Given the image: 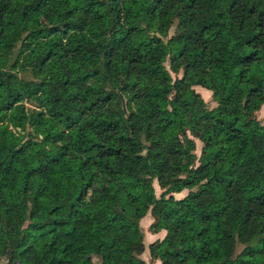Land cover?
Listing matches in <instances>:
<instances>
[{
  "label": "trees",
  "instance_id": "trees-1",
  "mask_svg": "<svg viewBox=\"0 0 264 264\" xmlns=\"http://www.w3.org/2000/svg\"><path fill=\"white\" fill-rule=\"evenodd\" d=\"M263 106L264 0H0V264H264Z\"/></svg>",
  "mask_w": 264,
  "mask_h": 264
},
{
  "label": "rangeland",
  "instance_id": "rangeland-1",
  "mask_svg": "<svg viewBox=\"0 0 264 264\" xmlns=\"http://www.w3.org/2000/svg\"><path fill=\"white\" fill-rule=\"evenodd\" d=\"M175 32V28H173L169 34V36H172ZM196 91L203 97V99L205 100V102H207L210 106V108H213L215 106V104L213 103L212 100V93L202 89V88H196ZM258 118L259 120H263L264 119V106L262 107L261 111L258 114ZM201 144L197 141V151L196 154L200 155V151H201ZM155 189H156V194L158 197H160V195L162 194V190L160 189L159 185L157 182L154 183ZM189 191H184L182 194L180 195H176L175 197L177 199H183L184 197H186L188 195ZM154 223V220L151 216V214H149L141 223V227L143 229L144 235H145V244H146V248L149 247L150 244L159 241V240H163L165 238L166 233L165 232H161L160 234L154 235L151 231H150V227L152 226V224ZM142 259L147 261L149 264H153L151 262L150 259V255H149V251L147 250L146 253L142 256ZM1 264H6V261L3 260V262ZM95 264H102L101 261L99 259H95ZM155 264V263H154Z\"/></svg>",
  "mask_w": 264,
  "mask_h": 264
},
{
  "label": "crops",
  "instance_id": "crops-1",
  "mask_svg": "<svg viewBox=\"0 0 264 264\" xmlns=\"http://www.w3.org/2000/svg\"><path fill=\"white\" fill-rule=\"evenodd\" d=\"M145 261V260H144ZM146 263H148L147 261H146ZM149 264V263H148ZM157 264H159V263H157Z\"/></svg>",
  "mask_w": 264,
  "mask_h": 264
},
{
  "label": "water",
  "instance_id": "water-1",
  "mask_svg": "<svg viewBox=\"0 0 264 264\" xmlns=\"http://www.w3.org/2000/svg\"><path fill=\"white\" fill-rule=\"evenodd\" d=\"M6 264H8V262H6Z\"/></svg>",
  "mask_w": 264,
  "mask_h": 264
}]
</instances>
